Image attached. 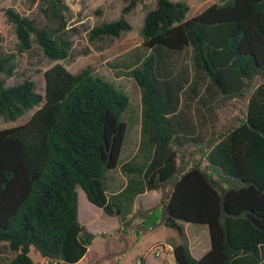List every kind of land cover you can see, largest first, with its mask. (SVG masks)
<instances>
[{
	"label": "trees",
	"instance_id": "16d2710c",
	"mask_svg": "<svg viewBox=\"0 0 264 264\" xmlns=\"http://www.w3.org/2000/svg\"><path fill=\"white\" fill-rule=\"evenodd\" d=\"M45 24L13 8L3 16L13 28L12 52L0 53V117L23 125L0 130V243L15 253L9 264H34L30 247L50 261L76 264L95 235L78 219V192L108 216L129 214L118 202L171 184L159 222L177 231L181 223L208 228L210 249L192 257L187 242L173 250L175 264H264V84L252 89L243 122L211 145L210 172L183 169L179 153L206 145L191 117L213 111L220 98L241 95L264 71V0H223L187 18L185 1L157 0L141 27L146 55L129 71L141 92V140L151 148L141 183L111 196L107 174L119 163L126 133L128 97L90 68L77 74L60 64L44 74L43 94L32 81L6 86L17 57L36 46L50 61L68 57L71 42L66 0H31ZM142 0H122L128 13ZM121 16L87 34L93 44L130 32ZM131 203V202H130Z\"/></svg>",
	"mask_w": 264,
	"mask_h": 264
},
{
	"label": "rangeland",
	"instance_id": "374dc122",
	"mask_svg": "<svg viewBox=\"0 0 264 264\" xmlns=\"http://www.w3.org/2000/svg\"><path fill=\"white\" fill-rule=\"evenodd\" d=\"M156 1L142 0L134 9L124 13L123 10L127 4L122 0H66L71 10V18L66 27L67 36L71 42L68 57L63 61L53 62L34 46L30 52L18 55L15 74L12 78L4 80L5 85L12 86L29 80L33 82L36 92L43 94V74L53 65L60 64L72 74L90 68L94 75L111 82L128 97L129 106L123 116L126 133L120 153V156L123 153L124 158L141 140V92L129 76V71L137 59L141 60L146 55L145 51L139 48L142 45L140 31L145 14L148 10L155 8ZM172 1H185L190 8L187 18H192L223 0ZM6 8H13L29 16L39 27L46 21L38 11L36 3L31 0H0V53L12 52L16 42L13 28L3 16L2 11ZM121 16L130 23L132 27L130 32L122 34L119 38H106L93 44L88 41L87 34L91 28L116 21ZM263 84L264 71L249 83L248 88L241 95L220 98L210 113L204 109L199 114L191 110V117L205 136L206 145L189 147L181 151L178 164L182 165L183 169L197 166L201 170L210 172L205 161L209 147L243 122L252 89ZM34 111L35 109L28 111L13 122H6L0 117V130L25 124ZM171 188L172 185L168 184L160 188V192L144 196L138 201L143 207L139 206L140 208L131 213L130 217L127 216L124 222L119 216H107L102 210L91 205L83 191L78 188L79 222L95 237L85 257L77 264H175L173 254L162 248L171 245L174 250L175 245L185 242L188 244L189 241L192 243L196 257L204 254L210 246L208 229L205 226L187 224V234L183 227L185 240L177 231L164 228L160 224L152 226V230L145 226L146 216L154 209L162 208ZM108 193L111 192L108 191ZM157 248L159 255L155 256L154 252ZM14 256L15 253L9 249L7 243H0V264H9ZM29 257L34 264L50 263L49 260L42 258L34 247H30Z\"/></svg>",
	"mask_w": 264,
	"mask_h": 264
},
{
	"label": "crops",
	"instance_id": "0c3cea01",
	"mask_svg": "<svg viewBox=\"0 0 264 264\" xmlns=\"http://www.w3.org/2000/svg\"><path fill=\"white\" fill-rule=\"evenodd\" d=\"M150 153H151V148L148 146L147 141L144 142L142 140H139V142H137V145L135 147H133L129 151V154L124 156V158L122 156L123 155V153H122V155L120 156V159H119L118 166L114 170H112L107 176V188H108V191L111 192L110 193L111 196H116V195L122 194V192H124V190L127 189L128 185L130 183H132L134 185L136 183H141V179L143 177V174H144L146 167H147V164H148V158H149ZM155 192H160V189L159 190H153V191H145L142 194L136 195L134 197V199L132 201H130L129 198H130L131 193H132V191H131V193H129V195L127 194L126 196L120 198V200L118 202L124 208V210L128 209L129 204H131L129 214L127 215L128 217H130L131 213H134L141 206L143 207V205L139 204L138 201L140 199H142L144 196H146L147 194L155 193ZM160 200H161V194H160L159 201ZM145 208H148V207H145ZM111 217H113V216H111ZM122 222H124V221H122ZM157 224H160L164 228H167L161 222H159ZM181 225H182V227H184V230L187 234V231H186L187 223H181ZM151 230H152V228H151ZM209 242H210V240H209ZM168 246H170L173 250V247L171 245H168ZM176 246H178V245H175L174 247H176ZM188 247H189L190 254L195 259H199L202 255H204L210 249V246H209V249L208 250L206 249L207 251L204 254H201L199 257H196L191 241H189ZM172 254H173V252H172Z\"/></svg>",
	"mask_w": 264,
	"mask_h": 264
},
{
	"label": "built area",
	"instance_id": "2783aa9c",
	"mask_svg": "<svg viewBox=\"0 0 264 264\" xmlns=\"http://www.w3.org/2000/svg\"><path fill=\"white\" fill-rule=\"evenodd\" d=\"M162 249L167 250L168 252H171V253L173 252V250H172V248L170 246H168L166 248L163 247ZM154 255L155 256H158L159 255L158 248L155 249Z\"/></svg>",
	"mask_w": 264,
	"mask_h": 264
}]
</instances>
